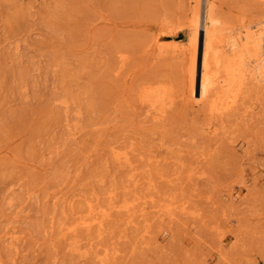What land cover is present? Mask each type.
I'll use <instances>...</instances> for the list:
<instances>
[{"label": "rangeland", "instance_id": "obj_1", "mask_svg": "<svg viewBox=\"0 0 264 264\" xmlns=\"http://www.w3.org/2000/svg\"><path fill=\"white\" fill-rule=\"evenodd\" d=\"M213 3L224 41L264 20V0ZM205 6L0 0V264H264V87L214 116L190 57L152 48L188 47ZM103 208L101 237L83 222Z\"/></svg>", "mask_w": 264, "mask_h": 264}, {"label": "bare ground", "instance_id": "obj_2", "mask_svg": "<svg viewBox=\"0 0 264 264\" xmlns=\"http://www.w3.org/2000/svg\"><path fill=\"white\" fill-rule=\"evenodd\" d=\"M213 1L214 0H206L203 26H200V18L202 17H199V13L201 11L199 12L197 9L195 11L196 17H193L194 15L192 16L193 20L190 24V32L188 34V47H182L184 45H182L181 43L180 45L177 42L168 43V40L165 38H158L152 45V48L156 47L161 55L170 54L171 56L175 55V57H190V68L188 70V74L191 77V84L189 96L191 95V97L195 98L197 103H202L204 101L208 102L209 100H211L214 96L212 95L213 92H218L213 98V101H216L212 102V105L216 102L219 103L218 101H223V105L221 104V107H214L211 112L214 116L218 114L222 116L225 113L234 110L240 100L242 90L245 89V87H247L249 83H255L254 85H260L264 87V20L254 26H249L244 31L239 30V32L237 33L233 32L236 36H234L231 41H224L221 39V32L223 30L221 28L222 22L220 21V19H218V17H216V9ZM199 26L200 29L204 30V47L202 55L201 48L198 47ZM171 31L172 32H169V34L173 33V30ZM159 35L161 34L159 33ZM201 62L202 75L200 81L199 97L197 96V90L199 88V65L201 64ZM154 87L156 86H153V89ZM146 90H144V92ZM145 99H147V101L152 100L151 107L156 110V117L161 118L166 111L165 105L167 104L166 103L162 105L163 107L161 109H159V106L155 104V101L159 102L160 100L162 101V99H164L163 94H161V89L159 90L157 88V90H151L150 92L146 93ZM153 99H156L154 103ZM249 114L251 113L249 112ZM218 117L219 116H217V118ZM245 117H247V115ZM114 153L115 158L121 167H132V161L127 152ZM131 207L132 205L130 203L123 206V208H125L128 213H130ZM111 208H114V206H112ZM109 216L110 214L108 213L107 209L103 208L101 211L94 215V218L89 221L85 220L83 222V225L88 231L89 229H92L91 227L93 225H95L96 227H98L99 236H101L102 233H105L104 221ZM77 250L79 252L82 250V248ZM85 254L86 253L84 252V255ZM98 254H100V251L97 253V256H100ZM110 254L111 253L109 252L107 256H109ZM82 257L84 256L82 255ZM105 258L100 257L101 261H105Z\"/></svg>", "mask_w": 264, "mask_h": 264}]
</instances>
